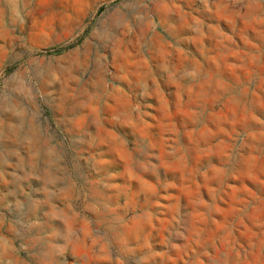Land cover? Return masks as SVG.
<instances>
[{"label":"rangeland","instance_id":"rangeland-1","mask_svg":"<svg viewBox=\"0 0 264 264\" xmlns=\"http://www.w3.org/2000/svg\"><path fill=\"white\" fill-rule=\"evenodd\" d=\"M0 264H264V0H0Z\"/></svg>","mask_w":264,"mask_h":264},{"label":"bare ground","instance_id":"bare-ground-1","mask_svg":"<svg viewBox=\"0 0 264 264\" xmlns=\"http://www.w3.org/2000/svg\"><path fill=\"white\" fill-rule=\"evenodd\" d=\"M110 37V36H109ZM112 39H113V37H112ZM144 56V58H145V54L143 55ZM149 61V60H148ZM162 65V64H161ZM158 69V68H157ZM164 69V68H163ZM152 70H153V68H152ZM162 70V69H161ZM150 71V70H149ZM159 71V70H158ZM155 73V72H154ZM143 84V83H142Z\"/></svg>","mask_w":264,"mask_h":264}]
</instances>
